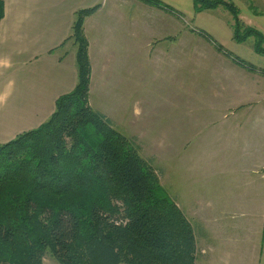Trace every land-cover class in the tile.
<instances>
[{"label": "trees", "instance_id": "1", "mask_svg": "<svg viewBox=\"0 0 264 264\" xmlns=\"http://www.w3.org/2000/svg\"><path fill=\"white\" fill-rule=\"evenodd\" d=\"M192 2L195 12L224 8L232 39L253 38L264 55V33L234 2ZM98 7L77 9L65 39L75 47L74 88L40 125L0 143V264H43L46 255L57 264H194L191 224L138 145L89 104L84 21ZM4 8L0 0V21Z\"/></svg>", "mask_w": 264, "mask_h": 264}, {"label": "crops", "instance_id": "2", "mask_svg": "<svg viewBox=\"0 0 264 264\" xmlns=\"http://www.w3.org/2000/svg\"><path fill=\"white\" fill-rule=\"evenodd\" d=\"M159 1L170 8L185 6L188 16L199 26L205 17L210 25L214 23L210 30L213 38L223 47H230L226 48L230 52H237L238 47L231 42L229 19H218L207 11L195 12L192 0ZM3 2L0 59L9 60L11 66H0V143L40 125L53 112L56 99L74 88L75 47L65 39L77 9L99 5L84 21L90 84L92 72L99 64L97 57H106L107 63L118 59L123 69V59L131 55V7L141 8L140 16L152 19L148 23L142 20L147 23L146 37L145 44L138 48L140 52L144 50V56L172 58L178 53V20L168 10L142 0ZM261 15L240 10L246 24L264 32ZM137 25L141 26L139 22ZM235 70L230 71L238 72ZM254 74L248 72L247 80L234 81L236 86L241 85L236 98L221 99V114L207 116L212 124H218V131L214 132L221 154L218 187L207 182L195 191L187 185L188 192L178 194L171 184L170 196L192 226L194 264H264V109L256 112V106L264 103V81L257 82ZM240 108L243 113H238ZM44 264L57 263L51 260Z\"/></svg>", "mask_w": 264, "mask_h": 264}, {"label": "rangeland", "instance_id": "3", "mask_svg": "<svg viewBox=\"0 0 264 264\" xmlns=\"http://www.w3.org/2000/svg\"><path fill=\"white\" fill-rule=\"evenodd\" d=\"M231 1L241 12L264 14V0ZM142 11L134 7L129 11L131 55L123 59V69L118 59L107 63L106 57L96 58L99 64L92 72L89 104L138 145L140 155L151 164L169 196L171 184L178 194L188 192L187 185L196 191L211 182L217 188L221 183L219 138L214 133L218 124H212L207 116L221 114V99L236 98L241 85L236 86L234 81L247 80L248 72L256 73L257 82L264 81V55L253 51V38L243 43L231 40L236 45L233 47H238L233 54L227 50L230 47L226 49L213 38L210 30L214 23L210 25L203 17L201 26L197 25L182 6L168 11L178 20L177 56L149 59L138 48L145 44V24L152 21L140 16ZM205 11L232 21L221 6ZM250 65L253 71L249 70ZM233 69L238 72H231ZM256 108L257 113L262 112L264 103ZM242 109L238 113H243ZM51 260L56 263L46 255L43 264Z\"/></svg>", "mask_w": 264, "mask_h": 264}, {"label": "clouds", "instance_id": "4", "mask_svg": "<svg viewBox=\"0 0 264 264\" xmlns=\"http://www.w3.org/2000/svg\"><path fill=\"white\" fill-rule=\"evenodd\" d=\"M0 66H3V67H10V61L7 60V59H0Z\"/></svg>", "mask_w": 264, "mask_h": 264}]
</instances>
